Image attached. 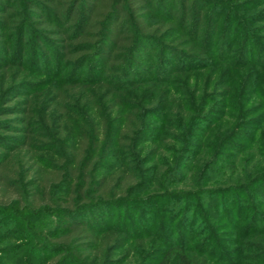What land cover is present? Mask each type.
<instances>
[{
	"label": "trees",
	"instance_id": "1",
	"mask_svg": "<svg viewBox=\"0 0 264 264\" xmlns=\"http://www.w3.org/2000/svg\"><path fill=\"white\" fill-rule=\"evenodd\" d=\"M237 1L0 0L4 239L22 231L26 218L42 216L53 221L52 241L38 244L47 255L43 264H216L208 250L178 249L166 238L164 246L152 232L135 233L136 222L120 214L131 211L142 221L159 199H190L185 215L195 230L191 201L207 193L248 209L253 219H238L236 228L249 232L255 257L264 260V162L244 164L238 154L264 149V64L245 42L238 52L239 67L247 69L242 84L256 80L258 102L236 97L227 74L193 72L208 55L230 61V29L235 21L244 25L234 14ZM188 71L182 91L173 93L168 86L180 78L172 77ZM146 81L150 94L143 97ZM160 111L165 126L201 131L193 147L181 146L170 158L157 146L145 149ZM174 166L189 170L179 176L178 192L165 185ZM256 221L260 233L251 230Z\"/></svg>",
	"mask_w": 264,
	"mask_h": 264
},
{
	"label": "rangeland",
	"instance_id": "2",
	"mask_svg": "<svg viewBox=\"0 0 264 264\" xmlns=\"http://www.w3.org/2000/svg\"><path fill=\"white\" fill-rule=\"evenodd\" d=\"M243 1H246V4H243ZM233 7L235 17L238 16L244 25L239 27L235 21L230 29V37L232 38L228 39L230 40L228 46L232 44L231 42H234V46L231 47L230 50V61H222L220 57L208 55L207 65H205V67L201 66L193 72L194 74L199 73L200 76L202 75L201 77L205 76L207 72L212 69L216 70V74L222 73L224 76L227 74L226 79L230 77V82L234 87L236 97L240 95L239 97L241 98H249L254 102H258L261 99L259 98V94L254 95V91L257 87L254 77V80L252 79L253 83H250L249 85L246 83L242 84V80L246 77L245 74L243 75V72L247 69L239 67L238 52H240L245 45V42H247V45H250L251 47L255 46L256 49L254 54L261 60V63L264 64V38L261 36V34H264V28H257L255 24V22L258 21L261 22L258 24L264 25V0H239L233 5ZM254 16H257V18L253 19ZM221 26L222 23H220V28ZM248 30H250L249 33ZM248 34H252L251 36L254 38H247ZM191 72L176 73L172 79L175 80V78H180L178 83L173 82L171 85L167 86L173 89V93L178 94V90L182 91L181 85L186 83L185 78ZM67 73L68 71L63 72V74ZM55 76L56 74L53 73L49 76H44V78L53 79ZM188 79H191V82H193L196 77L191 76V78L188 77ZM151 82L152 81H146L141 87L143 90L134 89L133 87L128 88L130 91L140 90L142 91L143 97H147L150 93L148 94V91H145L144 88ZM163 85L164 83H159L158 86ZM258 88L259 87H257V89ZM263 116L264 113L262 114V118ZM162 120H164L162 111L157 114L156 118H151L152 130L149 135L150 141L145 144L146 150L157 146L161 155L163 154V156H169L170 158L175 155L177 149V152H179L181 146L183 147L184 145H187V148L189 146L193 147L192 144H195L199 139L198 133L201 131H194L193 125L187 124L184 128H179V126L176 125L177 123H170L165 126L163 125L164 122ZM155 126L157 128H155ZM185 153L187 154V158H190V163L193 158L192 156L194 155V149H190L189 152L185 151ZM238 154H240L239 156L242 158L244 156V164H252L256 161L264 162V149L257 151L254 148L245 152L242 151ZM239 166H242V163H240L238 167ZM170 170L171 173H169V175L172 177V181L165 183V185L167 184L166 186H168L166 187L167 191L172 190L178 192L177 188L181 185H179L177 180L180 175L189 172V170L187 167H183L182 170H180L177 169L176 166H174L173 169L171 167ZM166 188L164 187L162 192H164ZM250 192L254 194L257 200L262 198L260 195L256 196L255 191ZM161 194L164 193H160V195ZM206 195L208 194L202 193L199 197L191 201V207L193 208L191 214L192 216L193 214L196 215L199 220V224L195 227V230L192 228L194 220L191 216L187 217V215H185L187 211H190V208L189 210L185 209L186 205L190 202V199H186L182 205L171 199L175 197H168L170 200L166 199L165 201H163L164 198L159 199V203L150 204L151 207H147L149 210V214L147 213L148 217H145L142 221L139 216L134 215L135 213L131 211L128 213L123 210L120 214L123 219L124 216H126L129 221L136 222L135 233L152 232L154 233L155 238L160 239L163 242H165L164 239L166 238L173 242L178 249L185 245L186 249H188L189 246L190 250L194 249L198 252H205L208 250L209 254L212 256L211 260H214L216 264H264V260H257L258 258L255 257V254H257L258 251L256 245L249 243L251 239L248 238H252L250 237L251 235H249V232L243 231L242 227H240L241 229L236 228L238 219L245 221L253 219L251 218V215H249L248 209L234 207L236 205V203H234L236 202V199H228L221 202L213 198L208 199ZM167 196L173 195L168 194ZM180 206L182 208L181 210ZM197 206L201 208V217L195 213ZM259 206L264 215V203H260ZM174 216H177L180 220L177 218V221L173 224L172 221L174 220ZM182 216H185L184 222H181ZM117 219L116 216L115 220ZM177 223L179 225H177ZM255 223V229L251 230H253L254 233L262 232L260 231L261 228H259L260 223L258 221ZM206 225L208 227L207 229ZM23 226V230L18 231L17 235L13 238L9 237L4 239L5 237L0 235V264H43V262H46V251L42 250L41 246H38V244L40 240L52 241L50 231L53 228V221L48 217H30L26 218ZM17 227L20 228L19 225H17ZM166 230L167 232H165ZM33 233L36 236H34ZM145 234L146 233H144V235ZM164 246H166V242L164 243ZM177 248H175V250ZM157 256L159 257V254H157Z\"/></svg>",
	"mask_w": 264,
	"mask_h": 264
}]
</instances>
